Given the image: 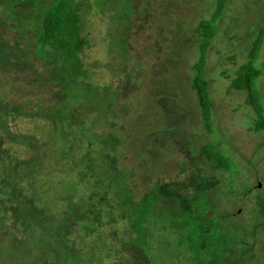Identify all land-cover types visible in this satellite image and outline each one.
Returning <instances> with one entry per match:
<instances>
[{
  "label": "rangeland",
  "instance_id": "rangeland-1",
  "mask_svg": "<svg viewBox=\"0 0 264 264\" xmlns=\"http://www.w3.org/2000/svg\"><path fill=\"white\" fill-rule=\"evenodd\" d=\"M49 1L27 7L45 9ZM89 1L84 17L92 46L84 48L82 55L92 70V82L98 85L99 111H85L86 130L95 134L90 153L97 161L93 165L87 162V142L78 139L71 150L75 155L63 168L54 153L48 155L51 149L39 145L44 142L39 131L50 133L57 121L26 111L28 103L39 96V103L47 105L59 96V90L53 93L60 86L54 76L56 62L49 54L37 53V48L27 49L28 44L37 47V34L29 33L27 18H18L20 10L9 20L3 18L0 3V228H6L1 235L4 245L8 240L22 241L18 249H8L10 253L0 264L26 263L38 252L51 250L65 240L58 234L62 226L67 227L66 240L76 237L83 248L72 247L83 251L90 246L91 259L86 264H98V259L112 264L117 259L107 256L106 248L113 236L128 238L133 218L130 213L122 214L123 203L113 194L114 183L109 178L116 170L109 157L114 152L112 143L117 148V166L127 168V177H135L129 184L133 199L125 198L132 207L141 209L148 184L153 187L154 182H165L174 187L188 177L213 176L216 186L201 192L193 189L190 201L205 203L207 217L226 215L225 223L239 232L237 239L223 240L221 250L226 257L264 264V214L256 199L259 192L264 197V145L260 146L264 132L251 129L258 115L246 103L247 92L229 88L238 66L251 59L248 51L264 24V0H229L215 21V32L205 47V76L212 102L209 125L192 82L202 42L195 27L203 18H211L215 0H108L99 9ZM24 30L29 33L26 38ZM254 64L262 70L256 87L264 102V35ZM13 103L20 104L18 109ZM205 143L220 147L229 168L213 166L205 158ZM100 162L109 168L103 176H97ZM211 198L216 212L210 208ZM176 200H167L160 207L159 218L164 221L169 210L189 219V210L180 209ZM28 208L35 212L30 222L45 229H33L31 234L25 229ZM150 219L147 221L154 220ZM155 224L150 226V238L159 234ZM50 230L48 237L55 243L41 239L43 244L33 245L38 233L45 231L41 235L45 238ZM81 233L86 240L81 239ZM93 234L103 242L101 251L90 243ZM148 239L143 234L141 245ZM161 248L168 251L162 242ZM138 256L130 249L118 262L132 263Z\"/></svg>",
  "mask_w": 264,
  "mask_h": 264
},
{
  "label": "trees",
  "instance_id": "trees-1",
  "mask_svg": "<svg viewBox=\"0 0 264 264\" xmlns=\"http://www.w3.org/2000/svg\"><path fill=\"white\" fill-rule=\"evenodd\" d=\"M86 1L90 2L89 0H50L45 9L32 11L27 6L31 5V3L38 5L42 0H0L3 18L9 20L20 10L21 14L18 18L22 17V20L27 18L29 27L31 28L29 33L37 34V40H35L37 47L29 44V48L25 47L28 50L30 48H37V53L49 54L56 62L54 76L56 83H59L60 86L54 88L53 93L59 90V96L52 98L51 100L53 101L49 105L47 103H39L41 96L39 98L36 97L37 101H30L28 103L29 110L26 111L39 113L40 115L48 116L50 119L57 121L56 126L50 133H43L42 129L39 131L38 135L44 141L43 144L39 145L44 150L51 149L48 155L54 153V159L60 160V167L62 168L68 164L69 158L75 155L71 154V150L75 144H78V139L87 142V150L84 156V158H88L87 162L93 165L97 161V159L92 157L94 153H90L92 146H94V140L92 142L91 139L95 134L92 133L93 131L86 130L88 116H86L85 111L87 110L88 112L91 109H95L93 111H99L97 108H99L98 103H100V100L95 96V88L98 85L92 82V70L86 65L82 55L84 48H90L92 46V41H90L88 33L85 32L86 22L84 16L86 13L85 8L88 6ZM107 1L93 0V3L95 4V8L99 9V6L103 3L107 4ZM110 1L117 0H109V3ZM228 2L229 0H215L216 6L211 18H203L195 27L196 32L202 38V42L200 44L201 54L195 63L197 72L193 78L192 87L197 92L206 125H209L208 121L211 116L212 102L208 93V80L205 76V47L208 45V39L215 32L216 19L222 13ZM23 11L26 15H23ZM29 33L24 30V37H28ZM263 35L264 24L257 31L254 37V45L248 51L251 59L243 61L238 66L229 83V88L232 87L247 92L246 103L251 105L257 111L258 115L251 129L262 132H264V102L262 101L261 90L256 87V79L262 73V70L260 66L254 64V60L259 55ZM63 93H66L65 97L60 96ZM13 106L18 109L20 104L13 103ZM82 110L84 112H81ZM114 112L116 113V111ZM122 127L125 128V125ZM80 132H84L85 134L80 135ZM110 137L112 139L116 138V136ZM263 145L264 137L261 140L260 146L262 147ZM111 147L114 152L109 157L112 160V165L116 169L109 177L113 181L110 182L114 183L113 194L123 203V207H121L122 214L130 213V217L133 218V226L127 234L128 238L124 239V234L116 237L113 236L111 240V243H113H110L106 248L107 256L110 255L111 257L115 256L117 258L112 260V264H246L247 260L244 261L243 257L241 259L231 260L221 250L224 243L223 240L237 239L239 236V232L231 224L225 223L227 220L225 218L226 215L222 217L216 215L207 217L205 214L206 204L198 200L190 201L188 196L193 189L201 192L210 190L216 186L218 181L213 176L202 177L199 175L192 176L191 178L188 177L187 181L177 182V186L174 187H169L168 183L165 182H154L152 183L153 187L148 184L147 188H149V193L140 203L141 209L138 210V205L135 208L129 202L125 201L126 197L133 199L134 194L129 191V184H132L130 180L133 179L135 181V177H127V168L123 169L120 165L117 166L118 155L117 150H115L117 148L114 143L111 144ZM102 148L105 149L106 147L104 148L102 146ZM202 148L205 158L212 161L213 166L229 168L228 158L222 153L219 146L218 149H214L212 143H205ZM36 163L39 164L41 162L36 160ZM100 164L99 175L97 176H101L109 170L106 165L104 166L101 162ZM9 174L7 175L9 176ZM256 185L260 189V182ZM247 190L250 191L251 187H248ZM174 199H177L175 202L179 204L180 209L189 210V219H183L181 212H171L169 210H167L164 221L159 218L162 213L161 210L163 209L160 207L165 206L167 200L173 201ZM256 199L260 205L261 212L264 214L263 193L259 192L256 194ZM152 203H155V205ZM194 205L197 210L194 209ZM207 205L211 204L207 202ZM214 205L213 201L210 208L213 212H216L217 209ZM28 212L25 214L27 218V221L24 220L26 222L25 229L29 233L33 229L35 231L39 228L45 229L40 224L37 225L36 223L30 222L29 217L35 215V212H32L30 208H28ZM149 217L154 220L150 219L152 222L147 221ZM121 220L122 217H119L118 221L120 222ZM155 221L154 228L158 229L159 234L156 238H150L149 229ZM261 225H264V223ZM238 226L240 225L236 227ZM66 228L62 226V231L58 233L65 237V240L58 244L49 239L48 235L51 233V230L46 231L45 238L41 237L45 231L38 233L33 245L38 243L43 244L41 239L45 241L44 243L53 242L55 244L51 250L45 253L38 252L33 258L29 257L26 263L21 260L22 264H86V262H89L91 259V255L89 254L90 246L86 247L83 251H78L72 247V245L77 248L82 247L81 241L79 240L77 244L76 240L78 239L76 237L66 240L69 238L68 233H66ZM5 229L4 227L0 228V246L4 245L1 235L5 233ZM87 233L90 234L88 229ZM133 234L135 235L134 237L132 236ZM143 234H147L149 239L141 245L140 238ZM81 239L86 240L87 236L81 233ZM159 240L168 251L161 248V242L158 243ZM10 241L8 240L2 248L0 247L1 262H4L2 259L5 258L4 256L6 254L10 253L8 249H13L14 246L18 249L17 245L22 243L18 238ZM90 243L101 251L100 248L103 247V242L99 236L93 234ZM6 247L7 250H5ZM130 249H134L140 255L137 261L134 260L132 263H127L125 260H121L118 262L119 256L122 257ZM19 253H22V249ZM177 255L181 256L177 257ZM139 257L142 258V261H139ZM97 258L94 256V259ZM20 259L21 257H19L18 261ZM96 262L102 264L103 260L101 263L100 259Z\"/></svg>",
  "mask_w": 264,
  "mask_h": 264
}]
</instances>
